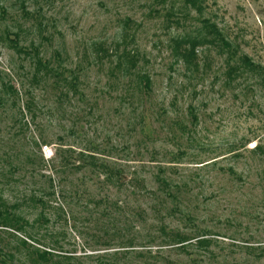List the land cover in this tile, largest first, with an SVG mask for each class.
<instances>
[{"label":"rangeland","instance_id":"rangeland-1","mask_svg":"<svg viewBox=\"0 0 264 264\" xmlns=\"http://www.w3.org/2000/svg\"><path fill=\"white\" fill-rule=\"evenodd\" d=\"M0 199V264H264V0H0Z\"/></svg>","mask_w":264,"mask_h":264},{"label":"trees","instance_id":"trees-1","mask_svg":"<svg viewBox=\"0 0 264 264\" xmlns=\"http://www.w3.org/2000/svg\"><path fill=\"white\" fill-rule=\"evenodd\" d=\"M142 81L145 83H149L148 82L149 80L146 81L145 79H143ZM9 213H10V211H9V208L7 207L6 203L3 202L2 199H0V227H2L3 229H7L10 226H12V225L8 224V223H10V220L8 219V216L10 215ZM15 228L19 229L20 226L15 227ZM174 242H176L175 245L176 244H178V245L183 244V246H180L182 248V250L188 249L189 247H186V246H189L191 244V243H189L191 241H187L185 238H177L176 240H174ZM184 244H187V245H184ZM203 244H204V240L201 239V240L197 241L196 245L197 246H203Z\"/></svg>","mask_w":264,"mask_h":264}]
</instances>
